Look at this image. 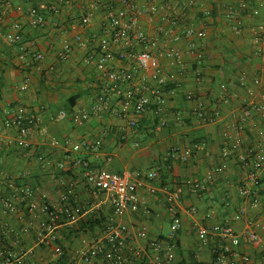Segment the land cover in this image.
<instances>
[{"label": "crops", "instance_id": "crops-1", "mask_svg": "<svg viewBox=\"0 0 264 264\" xmlns=\"http://www.w3.org/2000/svg\"><path fill=\"white\" fill-rule=\"evenodd\" d=\"M4 0H0L1 4ZM14 6H21L22 11L15 7L7 9L5 23L0 24V158L4 161L0 165V186L5 187L16 183L33 186L38 194L47 193L56 206L65 190V184L75 180L76 196L82 204L93 206V214H103L111 219L112 207L109 203H102L80 184L79 177L68 164L65 163L68 143L88 139H101L102 146L96 150L79 154L89 160L96 169H104L114 173L128 170L134 174L145 176L152 171L159 174L156 185L160 191L155 195H148L149 205L154 213L151 219L143 215L127 217V222L147 226L150 237L167 236L163 231V223L170 224V212L163 190H173L187 179L200 181L208 185V191L202 198L185 189L181 204L184 209L183 228L179 239V264H212L216 260L217 252L229 245L233 251L241 255H248L256 264H264V244L256 247L249 242L239 239V235L254 231L264 239V207L253 208L248 204V215L241 221H234L235 208L227 206L228 200L243 203L240 187L247 177L246 169L234 155V165L225 173L211 174L223 162V131L228 129L233 139H251L255 130L248 126L240 132L237 124L243 115V89L233 88L239 98L233 104L222 105L217 122L199 124V119L191 112L195 102L187 99L188 93H196L206 99L208 105L214 107L219 104L220 84L224 81L231 83L242 77H247L249 84L254 78L264 80V36L253 30V26L264 23V11L256 17L254 10L257 4L253 0H159V10L153 16L148 13V0H135L144 10L141 27L154 36H165L169 29L181 33L184 28L195 26L201 29L200 18L208 21L205 40L184 37L179 44L187 71L172 66H166L167 73H182V85L173 96L168 97L163 117L167 126L156 133L155 125L159 118L154 112H149L141 123L142 133L137 134L128 128V140L123 141L119 134V127L126 125V120H113L106 117H94L83 125L74 123L72 113L80 108L89 107L93 101L91 82L96 78V69L85 62V57L93 50L92 44L81 47L76 42V35L84 33L89 41L91 36L99 37L106 21V12L97 0H10ZM114 0H104L112 2ZM196 2V3H195ZM244 4H248L245 8ZM172 6L178 13V26L172 27L166 21L165 8ZM37 8L46 20L43 28H33L30 24L28 11ZM201 10V13L198 11ZM78 13L92 15L91 24L82 29L71 27L70 17ZM19 23L24 34V42H35L22 52L17 44L6 40V34L12 31V25ZM50 30H55L53 38ZM72 45L69 60L63 66L59 63L64 44ZM89 43V42H87ZM204 54V59L198 58V52ZM261 52V56L259 55ZM42 53L43 60L36 55ZM200 79V80H198ZM28 84L23 91L21 86ZM259 99L264 87L256 88ZM74 96L78 99L74 101ZM75 102V104H74ZM26 108L32 114L37 126L32 130L29 141V159L22 158V150L15 144L19 133L17 127L7 129L3 109H9L10 118H14L18 108ZM62 110L69 115L63 121L54 118ZM254 119L261 125L262 118L255 113ZM180 116V120L177 119ZM196 131L204 135V143L191 145V138ZM183 140L181 142L180 140ZM140 141L136 148L134 141ZM58 143L54 148L52 145ZM245 148L251 145L244 142ZM206 147L210 154L203 157L202 147ZM192 148L194 155L189 162L181 158L184 152ZM56 151L55 157L50 158V164H41L37 157L40 152ZM49 155V154H48ZM260 197L264 203V170L261 172ZM104 199V198H103ZM192 206L198 208L196 214L185 212ZM259 214V216H258ZM34 216L29 208L22 207L8 221L11 230L3 228L0 234V247L16 253H23L35 246L40 230L39 223L46 217L37 214L35 226L28 232L23 230ZM4 220L0 219V227ZM232 223L233 234L229 237L213 236L210 243L203 247L199 238L200 230L218 224ZM59 244L70 251L74 245L84 241L90 242L102 236L104 231H88L74 233L69 237V225L58 222ZM77 226H74V230ZM144 242V241H143ZM30 264H60L59 258L53 250H35L30 258Z\"/></svg>", "mask_w": 264, "mask_h": 264}, {"label": "built area", "instance_id": "built-area-1", "mask_svg": "<svg viewBox=\"0 0 264 264\" xmlns=\"http://www.w3.org/2000/svg\"><path fill=\"white\" fill-rule=\"evenodd\" d=\"M158 1L148 0V13L151 16L159 10ZM253 1L257 4L254 14L259 17L264 11V0ZM96 3L102 6L107 14L101 35L91 36L89 41L84 33L76 35V42L81 47L87 44L94 46L85 57V62L96 69V78L90 84L94 94L93 101L89 107L80 108L72 113L74 123L83 125L94 117L126 120L127 124L119 127L121 139L126 141L129 137L128 128L137 134L145 135L141 131V123L149 112H154L159 118L154 129L157 133L167 126L163 114L168 97L180 90L182 73L185 74L187 71L179 44L184 37L205 40L208 21L205 17H201V29L190 26L184 28L181 33L169 29L165 36L159 37L142 29L141 20L144 10L135 0H114L112 2L97 0ZM12 7L18 11L23 10L21 6H14L10 0H4L0 9V24L5 23L4 11ZM244 7L247 8L248 4H244ZM165 11L166 21L172 24L173 28L177 27L179 24L177 11L170 5L165 8ZM198 13H201V10ZM28 14L33 28L46 26V20L37 8H30ZM70 21L74 30L78 27L85 29L91 24L92 15L89 13L74 14L70 17ZM253 30L264 36V23L255 24ZM48 32L51 38L56 34L55 30ZM5 37L8 42L17 44L23 53L28 50V47L35 45V42H24V34L19 23L13 24L12 31L8 32ZM71 52L72 45L66 42L59 58L61 65L64 66L67 63ZM259 55H262L261 52ZM36 57L39 60L44 59L42 53H38ZM204 57L203 52L199 51L198 58L202 60ZM166 66L181 69L182 73H167ZM248 81L247 77H242L233 83L222 82L220 84L222 98L214 107L208 105L206 99L196 93L191 92L186 96L188 100L195 102L191 114L199 119V124H212L217 122L222 105L233 104L240 97L231 89L244 90L241 96L244 112L237 124V130L241 132L248 126L255 130L251 134V139L246 138L245 140L233 139L229 130H224L223 162L211 170V174L225 173L234 165L233 158L236 154L239 162L247 171V177L240 187L244 202L239 203L232 199L227 202L229 208L236 209L233 215L234 221H241L247 217L248 204L257 209L264 207L260 197L261 172L264 170V92L261 93L259 99L256 98L259 94L256 88L264 87V80L254 78L252 85ZM28 87L25 83L21 89L25 91ZM255 113L261 116V125L257 124L254 119ZM3 114L7 129L13 127L19 129L15 144L22 150V158L29 159L32 146L29 136L37 126L35 117L24 107L17 109L14 118H10V111L7 108L3 109ZM68 115L66 110H62L54 119L63 121ZM177 119L180 120V116H177ZM250 141L251 145L245 148L244 142ZM133 145L138 148L141 143L136 140ZM52 146L56 148L58 143ZM101 146V139L93 141L85 139L68 143L65 163H61L60 168L66 169L68 164L72 165L80 184L91 190L95 197L101 199L102 203L106 202L111 205L112 225L98 239L90 242L84 241L74 245L70 251H66L59 244L58 222L78 226L93 211L92 205L82 204L77 198L75 180L65 184L64 193L56 206L53 205L47 193L38 194L29 184L16 183L5 187L6 190H2L0 186V219L4 220L0 227V234L2 228L8 232L11 230L8 220L22 207L29 208L34 216L23 230L24 232H28L35 226L34 218L38 213L46 217L39 223L40 230L35 246L23 253L12 252L0 247V264H30V258L37 249L53 250L60 264H179V239L183 228L184 213L181 204L182 195L187 189L190 193L202 198L208 191V185L187 179L173 190H163L171 215L170 231L167 236L151 238L147 226L132 225L126 219L132 215H143L147 219L154 217L148 195H155L160 191L155 183L159 177L158 172L152 171L145 176L128 170L114 173L96 169L89 160L79 156L82 152L96 150ZM202 150L203 157H208L210 151L204 146ZM55 155L56 151L47 154L40 152L37 160L41 164H50V158ZM193 155V149L189 148L181 159L187 163ZM3 163L4 161L0 158V165ZM186 211L196 214L198 208L192 206L188 210L185 209ZM233 232L230 222L212 227L205 226L200 230L199 238L202 246L206 247L213 236L229 237ZM239 239L256 247L264 244L261 235L254 231L240 234ZM212 264H256V262L250 256L238 254L226 245L217 252L216 260Z\"/></svg>", "mask_w": 264, "mask_h": 264}, {"label": "trees", "instance_id": "trees-1", "mask_svg": "<svg viewBox=\"0 0 264 264\" xmlns=\"http://www.w3.org/2000/svg\"><path fill=\"white\" fill-rule=\"evenodd\" d=\"M78 99L77 96H74V101ZM75 104V102H74ZM191 138V145L196 146L197 144L204 143L206 138L204 135L200 134L199 131H196L192 136H188ZM183 142V140H180ZM112 225L111 219L109 220V216H104L103 214H93L91 217L87 219H83L77 228L74 230V225H69V237H74V233H85L88 231H105ZM63 248L67 250V248L63 244ZM189 264H198L197 262H191Z\"/></svg>", "mask_w": 264, "mask_h": 264}, {"label": "rangeland", "instance_id": "rangeland-1", "mask_svg": "<svg viewBox=\"0 0 264 264\" xmlns=\"http://www.w3.org/2000/svg\"><path fill=\"white\" fill-rule=\"evenodd\" d=\"M163 231L165 235H167L170 231V224L167 221H164L163 223Z\"/></svg>", "mask_w": 264, "mask_h": 264}]
</instances>
